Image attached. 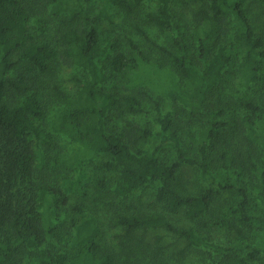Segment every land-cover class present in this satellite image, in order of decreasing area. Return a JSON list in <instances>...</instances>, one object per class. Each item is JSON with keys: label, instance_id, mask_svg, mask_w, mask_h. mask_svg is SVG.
Listing matches in <instances>:
<instances>
[{"label": "trees", "instance_id": "obj_1", "mask_svg": "<svg viewBox=\"0 0 264 264\" xmlns=\"http://www.w3.org/2000/svg\"><path fill=\"white\" fill-rule=\"evenodd\" d=\"M143 2L0 0V264H264V0ZM109 4L141 43L101 42ZM71 68L72 91L60 79ZM163 97L181 119L161 113ZM150 103L155 134L130 121L109 130ZM30 136L46 137L40 156ZM211 160L233 175L217 180ZM188 168L201 191L184 185ZM150 183V205L135 203ZM222 193L233 200L217 207ZM168 236L183 243L170 255Z\"/></svg>", "mask_w": 264, "mask_h": 264}, {"label": "rangeland", "instance_id": "obj_2", "mask_svg": "<svg viewBox=\"0 0 264 264\" xmlns=\"http://www.w3.org/2000/svg\"><path fill=\"white\" fill-rule=\"evenodd\" d=\"M91 7L97 11V8L99 6V0H91L90 3ZM105 7V5H103ZM107 13H109V15H112L109 19L106 18H100L99 19V33H100V40L103 44H106L110 41L111 38L113 37H118L121 36L122 33H124L123 35V43L122 45H124V47H126V49H128V42H127V38H130L132 40L138 41L141 43L140 38L141 36L136 33L133 32L132 27L130 26V22L126 21L124 22L122 20V18L119 15H114L113 14V9L112 6L106 5L105 7ZM143 9L145 11H153L156 9V0H144L143 2ZM63 74L60 75V79L62 80V87L69 89L70 91L75 89V83L73 81L70 80V78L73 75L79 76L81 74L79 69H75V68H71V69H65L63 72H61ZM232 89V95H230L231 101L233 103L236 102L235 97L237 96V91L234 87L231 88ZM161 105V113H166V112H170L175 118V120H179L181 119V115L177 114L176 112L181 111V109L179 107H177L176 103H173V101H171L169 98L167 97H163V100H161L160 102ZM235 106V105H234ZM159 117V113L155 110V107L153 105V103L148 104L144 110H142V112L137 113V114H133V115H127L126 117H123L119 120H115L109 123V130L110 131H115V132H119L121 127L123 126L124 122L130 121L133 122L139 126H143V127H148L152 132H154V134L159 131L158 129V123H157V118ZM178 126V125H177ZM180 128V129H179ZM179 133L178 135L180 136L181 140H182V145H183V149L186 151L187 154H194V147L191 145V143L189 142L188 138H187V134L190 133L191 131L189 130V127L186 126V122H182L179 124ZM31 140V145L33 150L35 151V153L37 154V156H40L42 153H44V151H46V143H45V136H41L40 138L38 137H34V136H30L29 138ZM159 138L156 136H151L150 138L147 139L146 142L142 143V146L146 149H152V147H154L157 142H158ZM60 143L61 144H65L68 143V140L64 137V136H60ZM190 143V144H189ZM69 147H64L62 149V151H66ZM162 154L166 157V158H171L172 155L174 154V150L172 147L169 146H163L162 148ZM211 170L213 175L216 177L217 180L223 178L225 176V174L228 172L230 175H233V170H225L223 168H221L219 166V162H214L213 160H211ZM64 172L67 170L64 169H60V172ZM91 172V167H85L83 170H71L67 172V175H69V177L71 178L70 182H69V186H79L80 184H84L86 181V177L87 175ZM185 177H184V185L186 186V188L190 191V192H198L201 191L204 186L199 182L198 180V175L197 172L195 170V168H188V169H184L183 171ZM68 185V181L64 182V188L69 187ZM156 186V183H150L149 185H147L145 188H143L141 190L142 193H139V196L142 200V202L139 201V199L135 198V203L139 204L141 203L142 206L144 205H150V199L152 197V193L154 191V188ZM248 193L251 196V199L254 200V202L256 201V194L257 192L253 189L252 184L249 185V189H248ZM138 197V196H137ZM137 200V201H136ZM233 198L231 197L230 194L228 193H222L221 195L217 196V200L215 201V204L217 207H220L222 204H224L225 202L228 203V205L231 204ZM233 220V219H232ZM234 221V220H233ZM249 230V229H248ZM247 231V230H246ZM118 232H121L120 229L116 228V229H112L110 231L106 232V237L109 241H113V237L114 234H117ZM222 234H219V236H221ZM176 237H170L168 236V241L170 246L169 248H167V255H170V253L173 250H176L178 247H181L183 245V243L181 241H178L175 239ZM203 250H209L206 248L201 247ZM211 252V250H209ZM202 256H208L207 253L203 252ZM171 258V257H170Z\"/></svg>", "mask_w": 264, "mask_h": 264}]
</instances>
